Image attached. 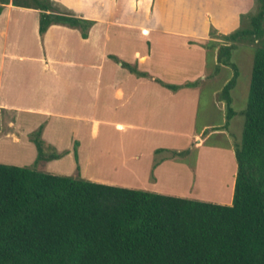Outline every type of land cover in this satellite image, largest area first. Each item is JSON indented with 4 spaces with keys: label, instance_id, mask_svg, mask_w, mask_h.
<instances>
[{
    "label": "crops",
    "instance_id": "crops-1",
    "mask_svg": "<svg viewBox=\"0 0 264 264\" xmlns=\"http://www.w3.org/2000/svg\"><path fill=\"white\" fill-rule=\"evenodd\" d=\"M51 1L57 8L92 24L85 37H81L77 28L56 23L39 35L37 9L10 2L3 5L0 109L15 116L10 121L11 130L0 138L27 154L29 160L35 159L36 150L29 133L40 127L43 146L59 154L54 159L68 158L75 164L74 169H85L94 159L110 164L116 161L115 157H109L114 153L120 162L130 163V158L139 162L136 153L125 157L129 143H145L153 136L165 139L173 132V120L186 121L183 91L197 90L201 83L216 78L220 67L225 68L215 66L214 55L212 68L216 73L205 80V71L209 69H204L202 53L206 51L205 40L211 38L209 30L219 34L235 30L240 26L242 16H239L251 12L254 3L253 0ZM173 49L185 54L199 51L200 65L187 68L189 61L170 56ZM126 64L143 75L130 71ZM188 82L193 84L185 85ZM167 84L177 88H169ZM99 125L103 126L102 135ZM198 134H192L191 142ZM112 140L114 148L107 145ZM202 145L196 143L193 147ZM153 147L148 153L151 150L156 158L148 167L155 182L152 173L168 163L177 165L179 162L171 154L180 155L183 149ZM198 153L201 151H197L196 160ZM114 166L111 168L116 170ZM99 183L115 186V182L108 180ZM155 190L163 194L160 189Z\"/></svg>",
    "mask_w": 264,
    "mask_h": 264
},
{
    "label": "trees",
    "instance_id": "trees-1",
    "mask_svg": "<svg viewBox=\"0 0 264 264\" xmlns=\"http://www.w3.org/2000/svg\"><path fill=\"white\" fill-rule=\"evenodd\" d=\"M8 2L38 10L39 35L56 23L85 37L92 24L51 0H0V10ZM257 2L250 27L221 34L229 43L216 47V66L232 70L219 90L223 126L234 114L229 91L237 74L230 60L235 42L259 36L264 22V0ZM203 45L216 43L209 38ZM240 114L230 205L0 163V264H264V47L253 50ZM39 134L40 127L29 133L34 162L59 157L43 151Z\"/></svg>",
    "mask_w": 264,
    "mask_h": 264
},
{
    "label": "rangeland",
    "instance_id": "rangeland-1",
    "mask_svg": "<svg viewBox=\"0 0 264 264\" xmlns=\"http://www.w3.org/2000/svg\"><path fill=\"white\" fill-rule=\"evenodd\" d=\"M253 2L252 11L246 15L241 14L239 16V18L242 16L240 20V27L242 28L250 27L249 17L257 11L258 2L257 0H253ZM210 35L216 45H205L206 51L202 53L204 69H209L207 72L205 71V80L216 73L212 68L214 66L216 47L219 44L229 43L214 29ZM256 47H264V22L261 25L259 36L247 37L236 41L235 48L232 50L230 60L237 69L234 86L229 91L231 97L230 105L234 114L228 120L226 126L220 127L224 125L225 116L224 102L222 101V103L218 99L220 88L232 74L230 67L225 66V68L220 67L216 78L201 83L197 90L188 89L183 91L185 92L183 102L186 103V109L183 112L187 113V119L186 121L184 119L182 121L173 120L171 122L173 132L165 139L159 140L160 138L153 136L145 143L131 142L128 144L125 157L129 158L136 153L139 155V162L135 161V159L131 160V158L128 159L130 163L120 162L119 157L116 156L117 153H114V155H109V157H115L116 161L110 164H108L109 161L102 162L97 160L95 162L94 159L92 163L85 166V169L82 167L74 169L75 164L73 165L66 157L60 160H38L40 162H34V158L29 160L27 154L20 152L19 148L7 143L4 138H0V163L26 166L40 172L81 178L97 183L100 180H108L115 182V186L150 192H156L155 189H160L163 194L230 205L235 174L233 148L240 141L243 122L240 111L246 103L252 54ZM169 54L171 57L173 55L177 56L179 61L181 59L189 61L188 66L185 64L187 68H195L201 63L198 60L201 55L199 51H192L187 54L174 51V54H171V52ZM193 55L196 56L190 59L189 57ZM174 79H176L175 81L180 80V78ZM14 116L13 113L0 109V135L11 130L10 121H14ZM102 129L103 126L99 125V133L101 135L104 131ZM197 133H199L198 136L191 142L192 134ZM101 135H99L100 138H102ZM113 139L115 138L113 137ZM111 142H109L110 144L107 142L102 144L107 143L111 148H114L116 146L114 140ZM196 143L203 145L200 148H194L193 146ZM137 146L139 149H135ZM152 146H154L153 148L183 149L180 155L171 154V157L179 162L177 165L168 163V166L167 164L164 167L161 166L160 169L152 173L156 176L155 182L151 177V169L148 167L150 161L156 158V155L154 156L151 150L150 154L148 153V149ZM43 151L47 154L52 150L43 146ZM197 151H201V153L197 154L196 160ZM98 157L100 158V155ZM69 162H71L72 167L69 166ZM194 164L195 168L193 169ZM112 166L116 167V170H113ZM193 177L194 180L192 179Z\"/></svg>",
    "mask_w": 264,
    "mask_h": 264
}]
</instances>
